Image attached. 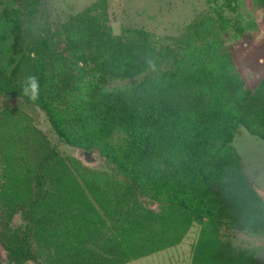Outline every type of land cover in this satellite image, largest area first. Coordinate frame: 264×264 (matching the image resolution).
Instances as JSON below:
<instances>
[{
  "label": "trees",
  "instance_id": "trees-1",
  "mask_svg": "<svg viewBox=\"0 0 264 264\" xmlns=\"http://www.w3.org/2000/svg\"><path fill=\"white\" fill-rule=\"evenodd\" d=\"M218 1L208 5L236 10L233 0ZM47 9L43 0H0V244L8 260L126 264L178 246L199 226L189 264H263L223 234L264 230V200L233 144L240 127L264 139V75L247 86L222 34L243 33L241 21L201 13L172 45L144 27L115 33L107 0L58 20ZM29 74L39 80L35 102L22 91ZM51 133L97 152L105 168L63 155Z\"/></svg>",
  "mask_w": 264,
  "mask_h": 264
},
{
  "label": "rangeland",
  "instance_id": "rangeland-1",
  "mask_svg": "<svg viewBox=\"0 0 264 264\" xmlns=\"http://www.w3.org/2000/svg\"><path fill=\"white\" fill-rule=\"evenodd\" d=\"M48 3V9L52 20L62 19L64 12H76L94 0H43ZM222 0H219L221 2ZM236 10L225 11L223 15H232L241 21L244 32L239 33L229 28L222 34L227 44L232 48L237 67L250 88H254L264 75V9L257 0H233ZM111 24L115 33H120L126 26L144 27L159 38L162 44H174L176 38L186 31V26L201 13H214L219 18L223 15L219 12L216 2L208 5V0H107ZM44 5V4H43ZM40 15H38L39 17ZM175 39V40H174ZM4 96H0V103ZM16 102L11 100L10 104ZM32 116H36L35 122L44 130L48 124L44 115L33 106L22 107ZM53 141L57 137L50 134ZM58 142V141H57ZM59 143L60 151L65 156L80 159L84 164L92 168L104 169L102 158L95 151L82 149ZM233 144L242 156L248 179L264 200V139L251 134L244 127H240L234 137ZM19 216L16 222H20ZM199 226H194L191 233L178 246L154 253L126 264H189L187 257L190 251V243L199 233ZM264 231V230H263ZM247 233L243 230H224L225 239L232 241L234 246L252 251L258 262H264V233ZM256 259V260H257ZM0 264H13L8 260L5 250L0 244ZM264 264V263H263Z\"/></svg>",
  "mask_w": 264,
  "mask_h": 264
},
{
  "label": "clouds",
  "instance_id": "clouds-1",
  "mask_svg": "<svg viewBox=\"0 0 264 264\" xmlns=\"http://www.w3.org/2000/svg\"><path fill=\"white\" fill-rule=\"evenodd\" d=\"M22 91L31 101H37L40 94V85L37 76L32 74L26 76L22 84Z\"/></svg>",
  "mask_w": 264,
  "mask_h": 264
}]
</instances>
